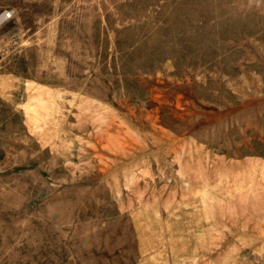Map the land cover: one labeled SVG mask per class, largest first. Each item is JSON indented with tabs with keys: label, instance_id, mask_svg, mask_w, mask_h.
Here are the masks:
<instances>
[{
	"label": "rangeland",
	"instance_id": "obj_1",
	"mask_svg": "<svg viewBox=\"0 0 264 264\" xmlns=\"http://www.w3.org/2000/svg\"><path fill=\"white\" fill-rule=\"evenodd\" d=\"M0 264H264V0H0Z\"/></svg>",
	"mask_w": 264,
	"mask_h": 264
},
{
	"label": "water",
	"instance_id": "obj_2",
	"mask_svg": "<svg viewBox=\"0 0 264 264\" xmlns=\"http://www.w3.org/2000/svg\"><path fill=\"white\" fill-rule=\"evenodd\" d=\"M1 18H2V17H1ZM1 18H0V23L4 21V19H1Z\"/></svg>",
	"mask_w": 264,
	"mask_h": 264
},
{
	"label": "bare ground",
	"instance_id": "obj_3",
	"mask_svg": "<svg viewBox=\"0 0 264 264\" xmlns=\"http://www.w3.org/2000/svg\"><path fill=\"white\" fill-rule=\"evenodd\" d=\"M1 19H4L3 17Z\"/></svg>",
	"mask_w": 264,
	"mask_h": 264
}]
</instances>
